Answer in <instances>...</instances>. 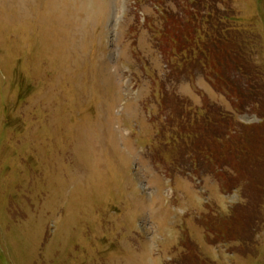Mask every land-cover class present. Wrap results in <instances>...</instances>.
<instances>
[{
	"label": "rangeland",
	"instance_id": "rangeland-1",
	"mask_svg": "<svg viewBox=\"0 0 264 264\" xmlns=\"http://www.w3.org/2000/svg\"><path fill=\"white\" fill-rule=\"evenodd\" d=\"M153 1L0 0V264H264V186L215 166L241 134L264 174V0H211L219 31L175 19L204 63L147 25L186 16Z\"/></svg>",
	"mask_w": 264,
	"mask_h": 264
},
{
	"label": "trees",
	"instance_id": "trees-1",
	"mask_svg": "<svg viewBox=\"0 0 264 264\" xmlns=\"http://www.w3.org/2000/svg\"><path fill=\"white\" fill-rule=\"evenodd\" d=\"M161 1H164V4L174 2V0H161ZM190 1L191 0H177L176 2L177 6L180 7V9L183 11V13L186 16L182 17L181 12H179L178 14H174V12H171L170 15H168L166 22L164 23L163 30H161L159 34L163 38L168 37L169 39H171L170 42H168V44L170 43L172 45L173 43H176L175 41H177L178 43L177 47L179 53L191 52L193 54V52L195 51V53L200 54L201 58H199V62H202V60H204L206 56L205 52L206 54H211L210 51H212L211 49L208 48L209 47L208 44L207 45L204 44L205 38L207 37L205 31L201 32L200 29L194 28L193 30H189V31L187 30L189 34H186L187 31L185 32L184 30H181L182 26L175 19H179V18L182 19L188 17L187 22L190 28V25L192 23H196L197 18L200 17V15H203L202 18H205L206 24L208 25L209 23L212 24V22L210 21L211 17L215 18V21L217 22L215 28L217 29V31L221 29L223 30L224 28L223 25L219 23V21H217V17L220 15V13L217 11L216 7H214L215 3L213 4L211 0H201V4L198 5L193 2L191 3ZM220 1H222L224 5H228L227 3H225V0H220ZM189 7H190V11H189ZM169 33H171L172 35H170ZM209 34H211V31ZM212 35L217 36L215 32L214 34L212 33ZM200 42H203V46L208 50L202 49L200 47L198 48L195 47V44H198ZM230 55L232 54L229 52L227 53L220 52V54H217L216 56L218 60L221 57L222 59H229ZM170 69L174 72H177L176 70H178L179 72L182 71L185 72V70L182 69L180 66L170 65ZM182 121L186 122V120H182ZM203 129L204 126H201V129L198 132L200 138L202 135L201 131ZM250 132L251 131H249V133ZM242 136L244 135L241 134L232 135L230 138V142L236 138H238V140L236 139L235 142L232 141L233 144H229L228 142L226 143L228 145L221 147V149H219V152L221 153V159L219 162L218 161L217 162L219 163L218 164L219 169L222 171V173H220L219 176L225 183L228 180V176L232 177L233 175H235L236 180L234 181H237L238 178L247 176L248 177L247 181H252V183L256 185L257 188L263 187L264 185L261 184L262 183L264 184V174L257 173L256 170L254 171V168H252L251 164H248L245 161L243 163V158H245L244 152L246 150L253 152V150H251L248 147V138L245 139L241 138ZM227 146L229 147L228 149ZM182 147L183 146L178 147V149ZM255 156L256 154L254 155V157ZM224 167H228L229 170L228 169L224 170ZM225 187L228 189L227 186ZM228 190H230V188ZM231 219L232 218L228 219L227 217L224 216L223 217L217 216V218H213L212 216H205V219L201 222V224L206 227L208 233L217 234V240L220 239L221 241H225L229 238V235L231 234V233L227 234V230H229L232 227ZM230 236L233 237V235ZM209 241L211 240L209 239ZM235 241L238 242L239 244H243L238 239L237 240L235 239ZM187 247H190L189 249H191L192 252V247L196 248L197 246H194L192 243L187 242ZM196 251H195L196 255H193L191 253L188 264H213L211 263V261L205 260L202 257V255L198 254Z\"/></svg>",
	"mask_w": 264,
	"mask_h": 264
}]
</instances>
